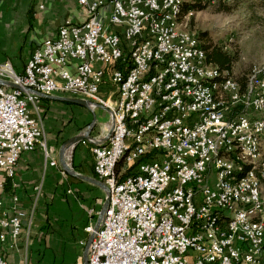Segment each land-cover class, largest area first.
Returning <instances> with one entry per match:
<instances>
[{
	"label": "built area",
	"instance_id": "obj_1",
	"mask_svg": "<svg viewBox=\"0 0 264 264\" xmlns=\"http://www.w3.org/2000/svg\"><path fill=\"white\" fill-rule=\"evenodd\" d=\"M76 1L85 11L83 22L64 20L55 36L34 49L22 71L9 61L0 63V189L13 178L24 151L39 146L48 164H56L44 126L32 115L39 95L83 97L81 88L89 87L91 97L83 98L91 107L109 111L108 138H113V145L103 150L92 149L89 138L93 173L108 189L119 183V190L109 198L97 228H85L93 236L86 264H252L264 246V211L233 217L220 228L203 225V218L264 200L257 193V185L263 184H248V177H257L248 153L243 188L253 195V203L219 194L213 180L215 169L229 167L226 185L234 186L236 162L229 154L219 162L215 151L226 150L227 141L247 147L244 134L260 138L254 133V110L248 108V100L262 96H249L250 87H259L260 69L247 76L244 87L239 83L248 95L231 98L228 93V103L210 101L201 91L193 93V82L205 87L203 63L191 59L194 35L173 37L174 26L166 19L167 3L177 0ZM137 38H145L142 52L134 51ZM178 40L191 41L189 56L176 57ZM127 56H134L132 75L127 86H120ZM148 68H155V76L143 80ZM106 80L116 88L111 98L101 95ZM226 82L220 80L217 90L223 91ZM208 108H217V115H208ZM120 115L129 116V123H120ZM244 125H251V133H244ZM119 151H127L126 160H118ZM127 167L132 172L121 177ZM17 200L11 196L12 206L5 210L0 197V264H10L2 247L24 232L23 220L28 219ZM110 203L119 205V214H111ZM161 203H171V211L159 214ZM29 225L30 220L27 233ZM152 239H159L158 247H151Z\"/></svg>",
	"mask_w": 264,
	"mask_h": 264
},
{
	"label": "crops",
	"instance_id": "obj_2",
	"mask_svg": "<svg viewBox=\"0 0 264 264\" xmlns=\"http://www.w3.org/2000/svg\"><path fill=\"white\" fill-rule=\"evenodd\" d=\"M108 9L107 5L102 11ZM85 18L76 0H0V63L9 61L22 71L34 49L55 36L64 20L80 23ZM100 91L111 98L116 88L106 80ZM57 98L86 100L68 93L39 95L32 115L44 126L47 150L56 164H48L39 146L24 151L13 178L0 189L4 209L12 206L14 195L28 218L23 220L24 232L2 247L10 264H86L91 235L85 228L98 226L103 217L109 191L93 173L88 140H93L92 147L107 141L110 113L101 106L91 107L87 100L84 106ZM82 134L88 137L64 145Z\"/></svg>",
	"mask_w": 264,
	"mask_h": 264
},
{
	"label": "bare ground",
	"instance_id": "obj_3",
	"mask_svg": "<svg viewBox=\"0 0 264 264\" xmlns=\"http://www.w3.org/2000/svg\"><path fill=\"white\" fill-rule=\"evenodd\" d=\"M178 2L167 3L166 19L169 24L174 26L173 37L181 39H190V35H194L193 51L191 52V59L200 60L203 63V86L201 82H193V93H200L207 95L210 101L220 103H228V93H231V98H239L241 95H248V88L239 89V82L233 77L220 71L217 66L206 61L205 51L199 43L196 35L189 29L187 18L185 14L182 16V6L185 2L190 0H177ZM145 45V38H137L134 44L135 52H142ZM189 49H191V41L178 40L176 42L175 54L176 57L189 56ZM132 64H134V56H127V63L123 66V74H121L120 86H127L129 82V75H132ZM210 69H214L210 73ZM155 76V68H148L143 72V80H151ZM220 80H227L223 84V91L217 90ZM81 95L83 97H91V90L89 87L81 88ZM259 96L256 100H248L249 110H254V133H260V138L257 141L252 134L243 135V144L247 147H235V141L226 142V150L215 151V159L219 162H226L228 154L235 163L234 168V186L226 185V175H231V168L222 167L213 171V180H217V192L225 194V197H232L233 202L253 203V195L249 194L243 188L244 175L249 170V163L244 161V155L254 157V172L258 168L260 174L257 177H248V184H261L264 180V160L261 158V145L264 140V70H260L259 87H250L249 96ZM208 115H217V108H208ZM120 123H129V116L120 115ZM244 133H251V125H244ZM113 145V138H108L103 144H96L92 147L94 150H103L105 147ZM127 151L118 152V160H126ZM255 175V174H254ZM119 190V183H112L109 185V198H114V194ZM257 193L261 194V185H257ZM171 211V203H161L159 206V214H166ZM264 211V200L260 203L252 205L240 206L239 209L227 208L225 211L214 212L213 215H207L203 218V225L213 226V228H220L221 225L228 224L233 221V217L249 218L255 213ZM111 214H119V205L117 203H110ZM159 239L151 240V247H158ZM264 261V246L261 251H258L253 256L252 264H262Z\"/></svg>",
	"mask_w": 264,
	"mask_h": 264
},
{
	"label": "rangeland",
	"instance_id": "obj_4",
	"mask_svg": "<svg viewBox=\"0 0 264 264\" xmlns=\"http://www.w3.org/2000/svg\"><path fill=\"white\" fill-rule=\"evenodd\" d=\"M195 1L201 5L185 16L201 46L219 47L234 56L229 68L223 72L242 82L253 71L264 70V14L261 10L249 7L243 0ZM261 147L264 160V140ZM254 174H260L258 168ZM261 184L264 198V180Z\"/></svg>",
	"mask_w": 264,
	"mask_h": 264
},
{
	"label": "trees",
	"instance_id": "obj_5",
	"mask_svg": "<svg viewBox=\"0 0 264 264\" xmlns=\"http://www.w3.org/2000/svg\"><path fill=\"white\" fill-rule=\"evenodd\" d=\"M218 1H222V0H218ZM243 2H245L249 7H252V6L257 7L264 14V0H243ZM200 5L201 4L199 2H196L195 0H190L188 2H185L182 6L181 15L183 16L188 11L196 10ZM203 49L205 51L207 62L212 63L215 66H217V68L220 71H224L229 68V65L231 64V61L233 60L232 58L234 56L227 54L226 52L222 51L221 48L219 47H212L210 49L208 47H205ZM247 76L245 80H242V82L239 81L242 87H244L246 83ZM120 167H121L120 165L116 167L117 172H120L121 170ZM131 172H132V167H127L125 168L124 172L121 173V177H125L126 175H129Z\"/></svg>",
	"mask_w": 264,
	"mask_h": 264
},
{
	"label": "water",
	"instance_id": "obj_6",
	"mask_svg": "<svg viewBox=\"0 0 264 264\" xmlns=\"http://www.w3.org/2000/svg\"><path fill=\"white\" fill-rule=\"evenodd\" d=\"M0 83H4V82L0 81ZM8 85L13 87V88H18V86L14 85V84H11V83H9ZM57 99L64 100V101H67V102H71V103L81 104V105H84V106H86L87 103H88L86 100H81V99H73V98H57ZM87 137H88V134H82V135H78V136L72 137L69 140H67V142H65L64 145L74 144V143H76L78 141L86 139ZM108 204H109V194L107 195V199H106L104 208L102 210V215L104 214L105 210L107 209ZM96 228H97V226L95 227V229ZM92 237L93 236L91 235L90 238H89L88 243L91 241ZM85 258H86V254H85Z\"/></svg>",
	"mask_w": 264,
	"mask_h": 264
}]
</instances>
